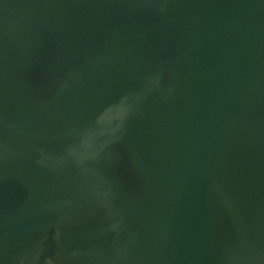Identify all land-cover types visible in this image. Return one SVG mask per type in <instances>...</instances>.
Segmentation results:
<instances>
[{
	"label": "water",
	"instance_id": "water-1",
	"mask_svg": "<svg viewBox=\"0 0 264 264\" xmlns=\"http://www.w3.org/2000/svg\"><path fill=\"white\" fill-rule=\"evenodd\" d=\"M0 264H264V0H0Z\"/></svg>",
	"mask_w": 264,
	"mask_h": 264
}]
</instances>
